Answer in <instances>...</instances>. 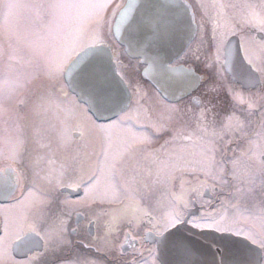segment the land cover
Wrapping results in <instances>:
<instances>
[{"label":"snow or ice","instance_id":"6c2138e0","mask_svg":"<svg viewBox=\"0 0 264 264\" xmlns=\"http://www.w3.org/2000/svg\"><path fill=\"white\" fill-rule=\"evenodd\" d=\"M145 5L144 15L129 24L133 33L143 34L146 43L154 44L179 41L184 36L189 25L186 24L181 11L176 10V6L172 5L170 0H145ZM225 6L220 5V7ZM23 7L50 10L53 22L44 34L40 32L20 33L15 30L14 14L16 10ZM189 7L185 4L183 12L187 13ZM103 8V4L81 3L77 0H46L39 5H23L17 0H0V14L3 15V24L0 27L8 33L9 48H13V40L17 44H24L31 53L29 64L35 69L32 74H18L15 80L16 88H26L27 83L40 74L50 82L43 90H39L34 98L28 96L18 101V103L30 104L31 113L40 118L39 124L33 129V136L38 138L35 142L40 147L48 149L51 155H55L56 150L67 149L71 139L67 121L72 119L77 121L75 130L80 132L81 137L88 128L99 134L103 157L98 160L96 171L85 181L76 175L77 172L83 171L86 163L79 154H66L59 161L58 166H55L57 162L51 158V155L49 156V167L40 179L47 181L51 188L41 196H36L29 191L23 200L18 201L17 214L0 210V214L5 217L4 236L0 237V264H8L14 249L31 252L34 248H39L41 242H43L45 252L50 246H53V251L60 246H70L71 242L66 239L67 220L61 215H56L55 222L43 232L40 229L48 224V212L57 200L56 189L63 187L76 189L81 184L86 185L85 198L93 202L97 200L119 202L121 197L131 202L125 205L120 212L112 213L111 220L105 224L103 244L97 246V251H103L105 254L118 251L121 255L126 248H132L135 251L136 236L131 232V228L138 227L142 217L147 216L153 223V229L144 237L152 244V248L148 249V255L152 258L151 264H201V261L197 259L200 253L194 247L192 237L203 239L209 245L227 246L230 243L228 238L213 235V233L222 232H231L236 236L244 235L245 240L256 245L259 252L248 249L230 260H225L221 256L216 264H264V208L260 210V230L247 233L241 232L238 219L230 218L226 214L186 213L183 210L188 209L195 202L185 191L186 182L182 178L184 173L195 171L205 176V180L188 190L197 201L202 199L205 190L212 191L214 194L217 186L223 188L228 185L229 175L232 181L241 185L236 189L238 193H253L258 180L260 194L264 197V92L252 97L248 105L249 109L254 107L260 109V130L256 133L258 138L249 141L250 148L242 151L239 157L226 158L228 145L233 142L237 132L244 135V130L251 124V121L241 118L233 126L231 121L234 116L230 114L226 117L227 122L217 129L214 121L208 118L213 107L212 97L205 101L207 107L202 108L199 113L197 134L193 145L194 152L189 151L188 146L183 145L170 149L162 146L161 149L148 150L145 147L151 143L148 135L121 126L125 119L132 118V110L125 111L129 108L130 98L121 87L122 84H126V81L123 77L117 80L106 66L104 47L98 46L95 42L83 46L78 43L79 34L84 31L90 19L94 18L97 24L103 20L101 12ZM260 8L259 15L253 14L251 19L242 18L240 23H254L258 31L264 32V2L261 3ZM84 9L95 11L85 16L81 11ZM235 34V27L230 21L223 24L214 22L212 41L215 49V62L219 64L222 59L224 64L238 72L241 79L251 80L254 74L258 73L259 78L264 80V56L257 63L250 55V42L255 41L256 38L246 39L241 35L240 43L234 49L228 37ZM258 47L260 52L264 53V38L260 39ZM241 54H243L242 59ZM211 66L210 63L209 67ZM216 74L220 75L219 69ZM191 79L199 82V77L195 74H192ZM56 82H59L60 91L65 96H67L66 90L71 91L73 98L79 102V105H83L82 110L78 111L79 105H61L55 102L51 92L47 89L55 86ZM8 84V80L0 82V115L6 111L3 107V93ZM12 91L14 89L9 90V96ZM209 91H217V85H211ZM137 96H139V89H137ZM196 102L199 103V100ZM137 105L135 118L140 120L144 112L138 100ZM53 107L63 112L64 115L59 129L50 124L44 127L47 124L45 117ZM167 111L168 115L162 119L169 122L174 119L179 120V109L169 106ZM113 117L117 119L113 120ZM96 120H112V123L107 126L98 125ZM151 127L159 132L164 130L165 125L158 120L152 121ZM17 131L18 134L14 141L0 140V144H7L8 147L6 154L3 149H0V157L6 155V158L12 161L7 169L0 168V199H13V193L17 188H22L25 179L24 168L13 166L14 164L26 167L24 152L27 140L20 126ZM114 132L118 134L115 138ZM172 139L173 142L193 140V133L185 136L183 129H177ZM141 151H143V160L148 162L147 167L137 159V153ZM43 159L44 157H37L36 161L32 162V166L35 168ZM35 174L39 176V172ZM117 177H119V183L116 182ZM66 178H68L67 182H65ZM177 179L181 181V191L179 194L173 193L170 201L171 210L162 220L153 217L146 209L139 207V201L134 198L136 193L144 191L147 194L157 186L167 188ZM209 180L212 181L211 184ZM62 203L69 204L70 202L65 200ZM29 211H32L30 222ZM122 219L127 220L130 226L129 232L125 233L123 241H112V232ZM72 231L75 232L76 229ZM170 256H174L175 259H169ZM35 259V256H29L23 264H33ZM11 264H17V262L12 261ZM73 264H99V262L94 259H82Z\"/></svg>","mask_w":264,"mask_h":264},{"label":"flooded vegetation","instance_id":"af4514ba","mask_svg":"<svg viewBox=\"0 0 264 264\" xmlns=\"http://www.w3.org/2000/svg\"><path fill=\"white\" fill-rule=\"evenodd\" d=\"M125 1L126 0H124L123 4L117 9L116 13L109 16L107 18L108 20L103 24L104 26L100 31L101 38L89 42H95L97 45L109 47L116 70L119 75L123 77L124 81H126L130 93V104L129 108H126L125 111L131 109L132 118L125 119L121 125H130L134 131L148 135L151 141L150 144L145 146L148 150L161 149L162 146L170 149L174 146L183 145L188 146V150L194 152L195 148L193 145L195 135L197 134L196 130L197 124L199 123V113L202 108L207 107L205 101H207L209 97H212L213 107L208 118L214 121V126L217 129L227 122L226 118L218 117L217 111H215V109H217L215 106L221 102V96L218 94L219 92L221 93L220 88L222 87L217 86L219 91H209L211 85L221 83L220 85L222 86L223 84V88L227 91L224 94L226 101L228 103H233L237 109L239 108V111L245 112L246 115L241 116L242 113L240 111V115L236 117L235 114L232 113L234 116L231 121L232 125L235 126L241 118H247V120L251 121V124L245 128L244 135H241L239 132L235 134L233 142L228 145L226 158L235 159L240 156L242 151H247L250 148L249 141L256 140L258 138L256 133L260 130V109L255 107L249 109L248 105L252 97L258 93L264 92V80L259 78L258 73H255L251 80L241 79L238 76V72L234 71L229 65L224 64L222 59L220 63L217 64L214 59L215 49L212 41V31L214 22L223 24L230 21L236 30L235 35L228 37L234 49L239 45L241 35L246 39L255 37L256 40L250 42V55L259 63L264 53L260 52L258 45L260 39L264 38V32L258 31L254 23L241 24L240 20L242 18L251 19L253 14L259 15L261 12L260 5L264 0H171V4L176 6V10L181 11L189 27L179 41L167 43V69L171 74L177 73L178 75L185 76L190 82L187 85V92L185 94L172 92L170 98L165 97L151 81L142 75V71L146 64L142 63L139 57L135 58L128 54L115 31L114 24L116 16ZM185 4L190 6L187 13L183 12ZM220 5L226 6L220 7ZM232 5H235V7H232ZM176 45H178V48H175ZM242 56L243 54H241V59ZM210 63L212 65L211 67H209ZM218 69L220 72L219 76L216 74ZM192 74L199 77L198 83L191 79ZM133 75L136 77L135 79H137V85L131 82V76ZM253 83H256L255 86H252ZM137 89H139V96H137ZM229 89H231V92H229ZM66 91L67 96H72V100H74L71 91ZM31 92L32 89L26 91V94L18 97L17 101L12 100L13 102L10 105V109L0 115V140L5 141L6 137L9 141H14L18 134V126H20V130L27 140L24 152L26 167L24 165L18 166L13 164L14 167L24 168L25 179L23 181V186L22 188L16 189L13 193V199H0V210L4 212H11L10 209H13L14 205L25 197L26 192L30 188L41 189L44 190V192L51 188L47 181L40 179V176H43L42 170L30 165V152L34 153V148H39L38 143L35 142L36 138L33 136V129L39 124L40 118L31 117L30 104H22L18 103V101L30 96ZM36 93L33 92V95H36ZM60 94L64 98L67 97L61 91ZM194 98L199 100V103H197ZM137 100L144 112V116L140 120L135 118V111L138 107ZM169 106L180 110L179 120L174 119L169 122L166 119H162L168 115L167 109ZM89 115L91 114L89 113ZM93 119L95 120V117H93ZM112 119L115 120L117 117H113ZM158 120L165 125L164 130L159 132L151 127V122ZM111 122L112 120H96V124L98 125H106ZM71 126L76 129L77 121L74 120ZM75 129L71 130L74 140L70 148H74L72 153L79 154L86 162H88L89 159L87 163L88 166H86V169L88 168L87 174L89 175L83 177V179L87 181L88 177L96 171L98 160L103 158L101 154L102 142L99 134L91 128L86 130L83 137H81L80 132ZM177 129H183V135L185 136L189 133H193V140H177L173 142V134ZM113 136L115 138L118 134L114 132ZM82 146L87 147V150L85 148L82 149ZM0 149H3L5 154L8 151L5 144H0ZM90 150H92L91 154ZM55 153L57 154L55 155L56 158L62 159V152L56 150ZM137 159L141 160L145 167L148 166V162L143 160V151L137 153ZM10 164H12V161L6 158V155L0 157V168L7 169ZM230 167L229 165V168ZM37 172H39V176L35 174ZM79 173L80 172H77L76 175L79 176ZM182 178L186 182L184 184V189L195 187L200 181L206 179L203 173L199 171L186 172L183 174ZM67 179L68 178H66L65 182H67ZM227 179L229 180L228 185L223 188L217 186L214 190V194L212 191L205 190L202 199L198 201L196 197L189 192V197L195 203L191 204L188 209H185V212L195 213L197 215L201 212L223 214L221 211H218L222 205L223 190L232 192L238 187H241V185L232 181L231 175H229ZM178 180L179 182L174 181L167 186V196L170 199H172L174 193L173 188L175 189V187L178 188L179 186L181 188V181L180 179ZM116 182L119 183V177L116 178ZM211 183L212 181L209 180V184ZM84 188L85 184H81V186L76 189L70 187L57 188V200L51 211L48 212V224L42 226L40 229L43 232L45 228L55 222L56 215L62 216L63 213L67 220V235L69 236L68 240L71 242L70 246H60L54 251L49 249L45 252L43 242H41V246L39 248H34L31 252L26 250L16 252L13 250L11 255L15 259L22 260V262H25L29 256H35L36 259L33 264H63L72 258L75 260L94 259L98 261L99 264H145V262L151 264L152 258L148 255V249L152 248V244L145 240L144 237L146 233L153 229V223L150 222V218L147 216L142 217L138 227L131 228V232L136 236L135 251H133L132 248H126L123 255L119 254L118 251L111 254L97 251V246H102L103 244L102 238L105 235V224L111 220L112 213L114 211L117 213L120 212L125 205H129L131 202L124 197H121L119 202L115 201L110 204L106 202L104 204V202L78 201V199L85 194ZM256 188L259 189L258 180ZM153 195L154 189L147 194H145L144 191H140L135 194L134 198L139 201L140 208L146 209L151 213L147 207V200L152 198ZM65 200L70 203H62ZM237 201L238 199L232 200V214L226 215L230 218L239 220L237 216ZM95 205L103 206V214L100 215L95 213ZM129 211H131V209H129ZM28 215L30 222L32 211H29ZM99 216L102 217L101 220H99ZM152 216L160 218L161 220L164 218L162 210H160V215ZM123 221L127 220L122 219L116 224L115 230L112 232L111 236L112 241H123L125 233L129 232L130 226L128 222L124 229H117L121 228L118 225ZM98 222H101L102 229L98 226ZM4 223L5 217L3 214H0V237L4 235ZM26 226L27 222L25 223V227ZM238 226L240 230L246 226L252 227L254 232L260 230V228L253 227L248 223L242 225L238 224ZM72 229H76V231L73 232ZM241 232L246 233L242 230ZM213 235L215 237L223 236L228 238V240L230 237L233 238V236H236L231 232L213 233ZM240 236L244 237V235ZM192 240L194 247H196L200 253L197 259L201 261V264H216V262L221 259V256H223L225 260L233 258L232 241L229 249L228 245H209L205 243L203 239H196L193 237ZM198 244L200 245L198 246ZM169 259H175V257L170 256Z\"/></svg>","mask_w":264,"mask_h":264},{"label":"rangeland","instance_id":"374dc122","mask_svg":"<svg viewBox=\"0 0 264 264\" xmlns=\"http://www.w3.org/2000/svg\"><path fill=\"white\" fill-rule=\"evenodd\" d=\"M123 1L124 0H77V2H81V3H98V4L104 5V8L101 10L103 20L99 24H97L94 18L90 19L89 23L85 26L84 31L79 34L78 43L80 46L86 45L89 42L93 41L94 39L98 40L99 38H101L100 31L104 26L103 24L108 20L107 18L109 16H112L113 14L116 13L117 9L123 4ZM17 2L23 5H39L41 3L46 2V0H17ZM81 11L85 16H87L88 13L95 11V10L84 9ZM52 22H53V16L50 10L41 9L38 7L20 8L16 10L14 17H13L14 28L17 32H20V33L40 32L41 34H44L48 26ZM2 24H3V15L0 14V25ZM12 43H13V48H9L8 33L6 30L3 29V27H0V82L4 80L9 81V84L5 86L4 93H3V97H4L3 107L6 111L10 109L11 103L14 100L17 101L18 97L26 94V91H29L30 89H32V92H31L32 95L30 94V96L34 97L35 94L33 95V92L36 93L39 90H43L44 87L50 83L42 74H40L37 76V78L33 79L30 83H27L26 88L24 89L16 88L15 80H16L17 75L20 73L32 74L35 71V69L29 64V61L31 59V53L29 49L22 43L17 44L15 40H13ZM131 77H132L131 78L132 84L137 85V79H135L136 77L134 75ZM220 84L221 83L216 84L217 86L222 87L220 88L221 93L219 92L218 94L221 96V102L215 106L217 108L215 109V111H217V116L221 118H226L230 114L232 115V113H234L235 116L237 117L238 115H240L239 113L241 110L239 111V108L237 109L233 103H228L226 101L224 94L227 91H225V89L223 88L224 87L223 84L222 86ZM11 89H14V91H12V94L9 96V90ZM47 90L51 92L55 102L58 104H61V105L67 104L71 106L79 105V103L75 99L72 100V96H67L64 98L60 94L59 82H56L55 86L48 88ZM217 90L219 91L218 87H217ZM82 108L83 106L79 105L78 111L82 110ZM241 113H242L241 116H246L245 112L241 111ZM31 117H35V116L31 114ZM45 119L47 120V124H45L44 127H47L50 124V125H55L56 128L59 129L61 127L60 121L64 119V115H63V112L53 107V109L47 113V116L45 117ZM73 121L74 120L72 119L67 121L68 128L70 129L69 132L71 135V139L68 142L67 149L58 150L59 152H62L63 157L68 153H72L74 150V148L73 149L70 148L71 143L74 140V137L71 134V130L75 129L74 127L71 126ZM111 123H108L105 126ZM124 126L125 128H131L132 131H134V129L130 125H123L122 127ZM5 141H9L8 138L5 137ZM5 145H6V149L8 150L7 144ZM53 147L55 148V145H53ZM39 148L38 147L34 148V153L30 152V155H29L30 165L32 166V162L36 161L37 157H44V159L36 165L37 168L42 170V173L44 175L49 167L48 158L51 154L49 153L48 149L42 148L40 147V145H39ZM83 148L87 150V147L82 146V149ZM91 152L92 150H90V154ZM55 155L57 154L55 153ZM55 155H51V158L57 162L55 166H58L59 160H61V158H58V157L56 158ZM88 162H89V159H88ZM88 162H86L84 165L85 169H83V171L79 173V176L82 178L89 175L87 174L88 168L86 169V166H88L87 164ZM175 182H179V180L177 179L175 180ZM188 190L189 189H185V191L188 192L190 196V193ZM29 191H32L36 196H41L43 193H45L44 190L37 189V188H30L26 192L25 195H27ZM180 191H181L180 186L178 188L175 187V189L173 188V192L175 194H179ZM234 199H238L237 201L238 215L237 216L239 218V224L242 225V224L248 223L253 227L261 228V219H260L261 211L260 210L261 208H264V197L261 196L259 189L256 188V190L253 193H247V192L238 193L237 190H233L232 192L228 190H223L222 205L218 211H221L223 214L231 215L232 214V207H231L232 204L231 203H232V200ZM78 201L93 202L91 199L85 198V194L81 198H79ZM170 201L171 199L167 196V188H162V187L157 186L154 189L153 197L147 200V207L152 215L158 216L160 215V210H162V213L165 216L171 210ZM95 202L102 203L101 201H98V200ZM103 202L104 204L105 202L107 204H110V203H114L115 201L106 200ZM17 204L14 205L13 209H10L11 212L9 213L11 214L18 213L19 209L16 207ZM102 208L103 206L101 205H95V209H94L95 213L100 214V215L103 214ZM183 211H185V209ZM62 218L66 220L63 213H62ZM101 219L102 217L99 216V220ZM126 225H127V221H123L118 225L121 228H117V229H124ZM98 226L100 228L102 227L101 222H98ZM241 230L246 233L249 231L254 232L252 227L250 226H246L245 228H242ZM66 239L67 240L69 239V236L67 235V233H66ZM52 247L53 246H50L49 249L52 250ZM62 247H65V246H62ZM12 261H16L17 264H23L22 260L15 259L11 255V259L8 261V263L11 264ZM75 261H78V260H75L74 258H72L63 264H73V262Z\"/></svg>","mask_w":264,"mask_h":264},{"label":"water","instance_id":"95a60500","mask_svg":"<svg viewBox=\"0 0 264 264\" xmlns=\"http://www.w3.org/2000/svg\"><path fill=\"white\" fill-rule=\"evenodd\" d=\"M145 11V0H126L125 4L119 10L116 16L114 24L115 31L121 43L125 46L128 54L135 58L139 57L141 62L146 64L142 71V75L151 81L165 97L170 98L172 92L185 94L187 92V85L190 80L185 76L178 75L177 73H169L167 69L168 45L146 43L143 34H135L129 27V24L133 20L140 19L141 16L144 15ZM98 46L104 47L105 64L116 77V79L120 80L121 76L117 75L118 72L111 58L109 47L104 45ZM175 48H178V45H176ZM255 84L256 83H253L252 86H255ZM121 87L125 91L126 95L130 98L127 85L122 84ZM229 241V249L232 241L233 257L246 252L248 249H252L254 252H259L257 246L251 244L250 241L245 240L244 237L233 236V238H229ZM199 245L200 244H198V246ZM15 251L17 252L20 250Z\"/></svg>","mask_w":264,"mask_h":264}]
</instances>
